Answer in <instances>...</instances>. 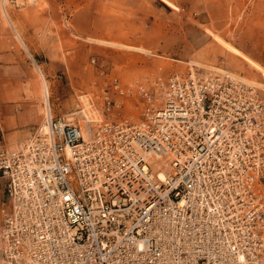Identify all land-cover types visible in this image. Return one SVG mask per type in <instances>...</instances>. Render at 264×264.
I'll list each match as a JSON object with an SVG mask.
<instances>
[{"label": "built area", "instance_id": "obj_1", "mask_svg": "<svg viewBox=\"0 0 264 264\" xmlns=\"http://www.w3.org/2000/svg\"><path fill=\"white\" fill-rule=\"evenodd\" d=\"M140 95L138 121L48 114L17 149L0 144L6 264H264L262 93L193 67Z\"/></svg>", "mask_w": 264, "mask_h": 264}, {"label": "rangeland", "instance_id": "obj_2", "mask_svg": "<svg viewBox=\"0 0 264 264\" xmlns=\"http://www.w3.org/2000/svg\"><path fill=\"white\" fill-rule=\"evenodd\" d=\"M169 1L177 8L161 0H0V144L15 150L30 140L48 106L53 118L83 128L138 121L143 87L193 67L232 74L264 96L253 83L264 85V76L206 31L264 66V0H194L187 8ZM105 91L120 99V110L107 111ZM86 101L98 118L88 127ZM9 209L0 178V249Z\"/></svg>", "mask_w": 264, "mask_h": 264}, {"label": "bare ground", "instance_id": "obj_3", "mask_svg": "<svg viewBox=\"0 0 264 264\" xmlns=\"http://www.w3.org/2000/svg\"><path fill=\"white\" fill-rule=\"evenodd\" d=\"M162 2L166 3L168 6H170L171 8H177V6L172 3L169 0H161ZM206 31L210 34L213 35V37L225 48L227 49L229 52H231L233 55L240 57L246 65H248L252 70L262 74L264 76V66L261 65L260 63L256 62L255 60H253L251 57H249L247 54H245L244 52H242L240 49H238L237 47L233 46L232 44H230L229 42L225 41L221 36L213 33L212 30L210 29H206ZM114 44V43H113ZM130 48V47H129ZM206 69V68H205ZM209 70H211L210 68H208ZM213 71V70H211ZM222 73V72H221ZM229 74V73H228ZM230 76H232L233 79L236 80H240L242 82H244L245 84H247L248 86H252L254 88H256L255 86L247 83L246 81L232 75L229 74ZM253 83H256V85L263 87L264 85L258 82L253 81ZM46 90V98L48 99V90H47V86L45 87ZM49 102V101H48ZM49 103H47L48 105ZM83 109H82V113H83V117H84V122H87L88 125L86 127H88L93 121H97L98 118L97 117H93V112L91 111V107L89 105V103L86 101L83 104ZM47 111L48 114H51V109L48 106L47 107ZM46 114V113H45ZM90 135V133H85V137L88 138ZM150 163L154 166L155 170H158V174L160 175V177L163 179L166 176V171L168 170L169 166L166 162V159L163 158V156H161L160 154H155L154 157L151 159Z\"/></svg>", "mask_w": 264, "mask_h": 264}, {"label": "crops", "instance_id": "obj_4", "mask_svg": "<svg viewBox=\"0 0 264 264\" xmlns=\"http://www.w3.org/2000/svg\"><path fill=\"white\" fill-rule=\"evenodd\" d=\"M193 1L194 0H174L176 4H179L180 6L185 7V8L190 7Z\"/></svg>", "mask_w": 264, "mask_h": 264}]
</instances>
